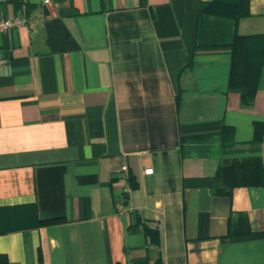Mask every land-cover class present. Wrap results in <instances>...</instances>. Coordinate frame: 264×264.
Listing matches in <instances>:
<instances>
[{
  "label": "crops",
  "instance_id": "1",
  "mask_svg": "<svg viewBox=\"0 0 264 264\" xmlns=\"http://www.w3.org/2000/svg\"><path fill=\"white\" fill-rule=\"evenodd\" d=\"M211 1L0 0L23 21L0 33L7 264H264V66L250 105L227 89L264 0L237 22ZM194 135L206 154L183 156Z\"/></svg>",
  "mask_w": 264,
  "mask_h": 264
},
{
  "label": "trees",
  "instance_id": "2",
  "mask_svg": "<svg viewBox=\"0 0 264 264\" xmlns=\"http://www.w3.org/2000/svg\"><path fill=\"white\" fill-rule=\"evenodd\" d=\"M199 14H209L237 22L248 16L247 0H213L200 5ZM229 49L230 61L227 75V89L236 92L239 95L241 104L248 106L254 97L260 68L264 66V34L251 36L234 34L229 44ZM262 127V122H253V140L258 141L261 139ZM225 128L229 129V127L223 126L221 130L223 131ZM209 137L211 136L194 135L180 137L179 147L183 151L182 154L184 153L183 156L189 155L191 152L197 156L205 155L206 147L204 146L210 141L208 140ZM188 145L194 146L187 148ZM251 165L254 164L252 163ZM225 167L227 166L218 163L214 179L217 178L220 169ZM252 167V172L255 169L256 171L258 170L256 165ZM213 192H221L220 186L216 185ZM59 221H61V218L54 217L40 220L38 224L46 225ZM0 264H7L6 258L2 254H0ZM156 264H159V260L156 261Z\"/></svg>",
  "mask_w": 264,
  "mask_h": 264
},
{
  "label": "built area",
  "instance_id": "3",
  "mask_svg": "<svg viewBox=\"0 0 264 264\" xmlns=\"http://www.w3.org/2000/svg\"><path fill=\"white\" fill-rule=\"evenodd\" d=\"M44 1H47V0H44ZM22 24H23V21L19 20V19L6 20V19L0 18V33L9 31L10 29L21 26ZM2 65H3V61L0 59V66H2ZM143 171L145 174H150L151 168L147 167ZM115 172L120 174L121 176H125L127 173V166L122 165L118 169H116Z\"/></svg>",
  "mask_w": 264,
  "mask_h": 264
}]
</instances>
